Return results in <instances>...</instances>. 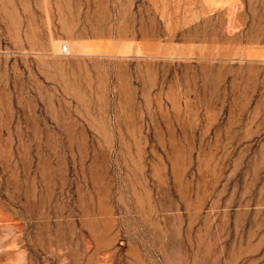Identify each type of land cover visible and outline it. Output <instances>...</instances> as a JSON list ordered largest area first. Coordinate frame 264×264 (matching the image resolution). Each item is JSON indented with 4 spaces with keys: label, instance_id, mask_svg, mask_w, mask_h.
<instances>
[{
    "label": "rangeland",
    "instance_id": "1",
    "mask_svg": "<svg viewBox=\"0 0 264 264\" xmlns=\"http://www.w3.org/2000/svg\"><path fill=\"white\" fill-rule=\"evenodd\" d=\"M0 264H264V0H0Z\"/></svg>",
    "mask_w": 264,
    "mask_h": 264
},
{
    "label": "bare ground",
    "instance_id": "2",
    "mask_svg": "<svg viewBox=\"0 0 264 264\" xmlns=\"http://www.w3.org/2000/svg\"><path fill=\"white\" fill-rule=\"evenodd\" d=\"M62 51L63 52H67V47L66 46H62Z\"/></svg>",
    "mask_w": 264,
    "mask_h": 264
}]
</instances>
